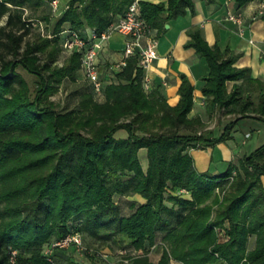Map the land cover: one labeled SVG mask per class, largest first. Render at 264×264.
I'll use <instances>...</instances> for the list:
<instances>
[{
    "label": "trees",
    "instance_id": "obj_1",
    "mask_svg": "<svg viewBox=\"0 0 264 264\" xmlns=\"http://www.w3.org/2000/svg\"><path fill=\"white\" fill-rule=\"evenodd\" d=\"M133 1L68 0L52 38L32 41L26 40L34 26L24 9L50 5L49 0H0V264H61L59 259L63 264H171V258L183 264H264V144L218 175L199 172L187 149L228 139L242 118L264 122V81L253 79L250 67L235 65L239 54L210 45L198 27L188 31L186 46L194 47L209 68L202 86L207 110L231 116L216 137L199 134L202 121L188 117L194 98L190 81L183 80L178 103L170 105L161 90L144 89L136 56L117 69L118 80L106 84V101L96 100L90 83L77 108L61 110L49 99L65 78L75 81L81 71L77 50L58 65L62 31L73 29L86 39L116 22ZM249 1L237 0L239 6ZM138 6L157 35L186 7L194 10L193 0L139 1ZM86 27L93 32L84 35ZM18 65L38 77L33 98ZM228 80L242 82L228 92ZM119 129L127 131L126 138L115 136ZM142 147L146 170L138 154ZM181 188L189 192L181 194ZM116 194H140L145 202L131 203V213L122 215ZM166 198L177 209L166 207ZM224 226L229 240L220 242L216 229ZM160 230L168 248L158 262L144 252L117 259L86 242L87 235L111 240L120 235L112 240L120 250L128 241L148 251L157 247ZM75 232L86 243L82 249L75 242L68 248L54 245ZM251 236L253 249L248 248ZM10 249L17 251L14 262Z\"/></svg>",
    "mask_w": 264,
    "mask_h": 264
},
{
    "label": "crops",
    "instance_id": "obj_2",
    "mask_svg": "<svg viewBox=\"0 0 264 264\" xmlns=\"http://www.w3.org/2000/svg\"><path fill=\"white\" fill-rule=\"evenodd\" d=\"M136 1L167 2V0ZM67 2L68 0H65L64 4ZM193 3V11L186 7L184 13L169 19L164 30L157 35L159 56L143 72V79L147 80L148 85L145 90H161L170 105L178 103L180 98L179 87L185 78L189 80L194 87V98L193 107L188 113V117L199 118L204 123V127L198 130L199 134L216 137L222 133L231 116L220 110H207V100L202 93V86L209 68L206 60L197 53L194 47L186 46L190 38L188 31L194 27L200 28L210 45L217 43L221 49L230 48L239 54L235 63L236 66L250 67L251 77L264 81V17L253 19L260 0H251L242 6L238 5L237 0H193ZM64 10L57 11V18L54 22L60 18ZM230 10H241L250 23L243 36L238 33L236 24L225 19L226 13ZM62 27H69V23H64ZM92 30V28L86 27L83 33L89 35L93 32ZM250 39L253 40L252 43L249 41ZM125 41L126 38L122 33L114 31L104 42L103 48L98 54L99 69L102 78L105 80V86L118 80V75H116L118 68L116 66L124 57ZM77 80L86 82L80 70L77 71ZM241 82L242 80H228L226 82L227 91H231L235 83ZM257 93V90L254 89V94L257 95ZM97 101H106L105 91L101 93ZM120 132L127 135L125 129L120 130ZM239 132H244L241 139L236 138V134ZM252 141L254 142L252 143ZM263 144L264 122L248 117L237 122L228 139L220 140L214 145L205 147H191L189 153L193 157L194 167L199 172L208 171L213 175H218L225 172L231 164H235L239 157L250 153ZM138 154L142 167L146 170L148 167L147 149L145 147L140 148ZM261 178L264 186V176L262 175ZM125 198L131 203L141 204L145 202L140 194H133ZM165 204L168 208L177 209V206L167 198ZM171 263L183 264L177 260Z\"/></svg>",
    "mask_w": 264,
    "mask_h": 264
},
{
    "label": "built area",
    "instance_id": "obj_3",
    "mask_svg": "<svg viewBox=\"0 0 264 264\" xmlns=\"http://www.w3.org/2000/svg\"><path fill=\"white\" fill-rule=\"evenodd\" d=\"M49 4L53 9L59 5V0H49ZM257 11L253 15V19H258L264 15V0H260ZM225 19L236 24L238 33L243 36L245 31L249 28V22L246 20L244 12L241 10L229 11L226 13ZM31 20V19H30ZM33 26L43 27L42 21L32 20ZM118 31L122 33L125 38L124 57L117 64V68L122 69L129 57L136 56L138 58V65L143 71L147 70L149 66L158 58L157 50V33L156 29L144 19L139 13L138 1L134 0L128 7L126 12L121 15L116 22L111 23L108 28L100 33H93L88 38H83L78 31L73 29H66L62 32L66 34L63 42L64 48L69 51H76L80 54V69L85 79L91 84L93 91L96 94H101L104 90L105 80L101 76L98 64V54L103 48L104 42L109 35ZM251 43L252 39L249 40ZM144 89L148 88L147 80L143 79ZM189 191L186 188H181L179 193L187 194ZM75 242L77 246L82 249V239L79 233L75 232L69 234L61 241H57L54 245L64 246L66 243ZM51 249L46 250V254H50ZM125 252L120 250V253ZM17 251L15 249L9 250L11 262H14V257ZM104 258L108 256L107 253L101 254ZM125 262H128L126 259Z\"/></svg>",
    "mask_w": 264,
    "mask_h": 264
},
{
    "label": "rangeland",
    "instance_id": "obj_4",
    "mask_svg": "<svg viewBox=\"0 0 264 264\" xmlns=\"http://www.w3.org/2000/svg\"><path fill=\"white\" fill-rule=\"evenodd\" d=\"M65 0H59V5L56 9H53V7H51L50 5L46 4V3H41L39 5H26L25 9H24V15L26 18H29L31 20H42L43 21V27L40 28L39 26H34L29 34L26 36V40H38L40 38H45V37H50L52 38V36L54 35L53 33L55 32V18H57V11H62L63 9H65L66 4ZM5 19L6 17H3L1 24L5 23ZM72 52L69 50H66L62 47V51L59 54V60H58V65L60 66L61 64L64 63L65 59L68 58V56L71 54ZM16 70L18 72H20L24 77V80L27 84V88L29 90V94L31 95V98L34 97L35 94V89L38 86L37 82H38V77L32 73L29 72L27 70H25L22 66L18 65ZM86 80V79H85ZM89 87V82L86 80V82H79L77 79L75 81L69 79V78H65L60 85L58 86L57 90H55L52 94L49 95V99L53 100L58 109L61 110H70V109H74L78 107V102L80 100V95L81 92ZM101 94H95V98L96 100L99 99ZM207 124V123H206ZM204 127V123L202 122V126H199L198 129H201ZM120 130L123 129H119L117 130L115 136L117 138H126L127 135H123L121 134ZM244 132H239L238 134H236V138L241 139L243 136ZM257 134V133H255ZM254 134V135H255ZM254 141H252L253 143ZM191 147L187 148L188 150H190ZM244 156V155H243ZM241 156V157H243ZM239 157V158H241ZM238 158V159H239ZM238 159L235 161V165L238 166ZM234 174V173H233ZM227 181V180H226ZM232 181V177H230V179H228V181L226 182V187L229 186L230 182ZM216 192H219V189L216 188L215 189ZM224 191L221 192V196L223 195ZM125 195H115V201L117 202L118 206H119V211L120 214L122 215H128L130 214L132 211L131 208V202L125 198ZM29 212L32 214V210L28 209ZM175 222L177 218H173ZM225 226H229V221H225ZM217 228V234L219 237V241L220 242H225L227 240H229V235H227L226 232V228ZM165 233V231H158L157 232V236H156V244L157 247L152 246L151 249H149L148 251L145 250H141V249H135V247L133 245H131L128 241H126L125 243H123L122 246H126V248L122 249L125 252H122V254L120 253V247L118 245H116L115 243H113L112 240H119L121 239V236L118 235L115 239L112 238L111 239H105L104 237L101 238H95V237H90L89 235L86 236V242L93 244L95 248L97 249H101L105 252H110L113 254L114 257L121 258V256L127 258L128 256H136V255H140L143 254V252L145 253L146 256H148V258L150 260H152L153 262H158L161 255H162V251L163 248H168L167 244L164 243L163 241V234ZM255 240H254V236H251V238L249 239L248 242V248H252L254 246ZM113 244V245H111ZM86 245V243L84 242L83 247ZM70 245L68 243H66L63 247H69ZM127 256V257H126ZM128 257V258H129ZM82 260V259H81ZM120 260V259H119ZM176 259L171 258L170 259V263L172 261H174ZM60 263L63 264L64 260L63 259H59ZM85 264H90L89 260H84ZM92 261V260H91ZM178 261V260H177ZM120 262H122L120 260ZM118 262H113V264H117ZM126 263V262H124ZM172 264V263H171Z\"/></svg>",
    "mask_w": 264,
    "mask_h": 264
}]
</instances>
